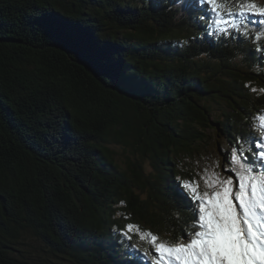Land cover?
Wrapping results in <instances>:
<instances>
[{
	"label": "trees",
	"instance_id": "1",
	"mask_svg": "<svg viewBox=\"0 0 264 264\" xmlns=\"http://www.w3.org/2000/svg\"><path fill=\"white\" fill-rule=\"evenodd\" d=\"M173 3L0 0V264H126L127 223L178 238L174 176L249 135L254 45L200 39Z\"/></svg>",
	"mask_w": 264,
	"mask_h": 264
},
{
	"label": "snow or ice",
	"instance_id": "2",
	"mask_svg": "<svg viewBox=\"0 0 264 264\" xmlns=\"http://www.w3.org/2000/svg\"><path fill=\"white\" fill-rule=\"evenodd\" d=\"M177 3L200 29V39L254 45L249 55L256 58L257 70L264 71V6L254 0H174L172 6ZM110 71L117 83H123L116 67ZM244 88L250 93L264 92L250 84ZM248 128L249 135L236 134L230 151L221 148V172L215 170L221 167L218 161L200 170L203 190L196 179L174 176L183 201L177 205L176 218L180 211L191 217L178 238L162 239L134 223L113 228L123 247L130 250L126 264H264V111L248 119ZM134 236L147 241L148 247L141 250Z\"/></svg>",
	"mask_w": 264,
	"mask_h": 264
},
{
	"label": "rangeland",
	"instance_id": "3",
	"mask_svg": "<svg viewBox=\"0 0 264 264\" xmlns=\"http://www.w3.org/2000/svg\"><path fill=\"white\" fill-rule=\"evenodd\" d=\"M254 2L259 6H264V0H254ZM221 148H223L222 145L216 146V144L211 142V144L206 145L203 149H201L198 154H195L194 157L187 158L186 160V162L189 163L197 173L196 180L199 181L201 190H203L204 188V182L202 179H200V176L203 175V173L200 170H202L206 164H209L212 161H218L221 166L220 168L215 169L217 172H221L223 168L224 159L220 155ZM147 168L148 170L151 169L149 164L147 165ZM63 264H69V263L64 262Z\"/></svg>",
	"mask_w": 264,
	"mask_h": 264
}]
</instances>
